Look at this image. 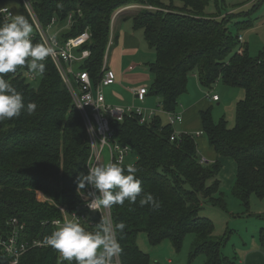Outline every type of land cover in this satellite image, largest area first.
Masks as SVG:
<instances>
[{
	"label": "trees",
	"instance_id": "1",
	"mask_svg": "<svg viewBox=\"0 0 264 264\" xmlns=\"http://www.w3.org/2000/svg\"><path fill=\"white\" fill-rule=\"evenodd\" d=\"M6 1L23 0H0ZM44 26L53 17L64 24L69 13L77 19L60 34V39L75 36L86 28L92 32L87 44L92 55L86 62L93 78L99 73L111 36L113 13L120 7L141 4L139 10L121 15L133 20L134 28L156 54L148 65L153 82L150 95L161 98L163 109L180 112L179 100L188 91L189 76L197 73L201 85L212 90L219 79L241 87L245 98L237 104L236 125L213 121L212 106L201 112L203 133L220 156L236 160L238 170L232 194L246 210L252 194L264 197V50L256 56L245 43L239 52V35L230 31L234 17L238 28L256 26L252 14L232 0H30ZM144 5V8H143ZM210 7L214 8L213 10ZM240 7V8H239ZM258 5L254 8L256 9ZM238 8V9H237ZM82 11V17L79 16ZM33 23V43L44 42ZM4 18L0 14V23ZM239 48L237 50L236 46ZM43 75L32 79L26 67L3 74L19 91L24 103L34 102L35 112L23 110L19 117L0 121V235L10 232L8 220L17 217L25 227L24 238L45 240L52 233L47 224L62 216L57 204L71 209L82 201L77 192V177L87 174L90 144L80 111L51 57L45 61ZM39 82L35 87L33 82ZM158 114L141 123L138 114H127L123 121L112 119L118 139L136 152L132 164L143 192L151 193L159 207L129 203L111 207L114 223L123 222L116 236L121 247L122 264H151L150 256L137 244L145 233L152 245L171 238L180 248L188 233H195L192 256L204 255V264H233L222 252L223 236L214 233L215 224L201 215L206 203L226 208L227 200L220 180L221 164L201 162L196 135L182 133L171 140L173 128ZM128 164H119L126 168ZM50 196L54 204L43 199ZM91 230V229H90ZM260 241L264 247V228ZM0 252V264H7ZM20 264H69L49 246L31 248ZM72 264H75L73 261ZM160 264V263H155Z\"/></svg>",
	"mask_w": 264,
	"mask_h": 264
},
{
	"label": "built area",
	"instance_id": "2",
	"mask_svg": "<svg viewBox=\"0 0 264 264\" xmlns=\"http://www.w3.org/2000/svg\"><path fill=\"white\" fill-rule=\"evenodd\" d=\"M25 11L30 14L36 26V31L39 33L43 41H48L53 48L51 59L54 61L65 85L67 86L75 107L82 114L90 144L89 162L93 164H103L115 162L119 164L131 163L136 160H130L129 155L135 152L134 149L122 143L112 126V119L123 121L127 114H138L141 123L151 122L158 114H166L168 116V124L173 128V133L170 139L176 140L180 138L185 131H179L176 128L183 121V114L181 112H171L163 109L162 101L159 102L157 109L147 110V113L142 108L135 109L132 106H118L108 103L106 100L104 89L117 82L114 72L109 66L110 50L113 45V37L110 36L107 45L103 63L96 78H93L90 72L84 68L86 62L92 55V50L87 44L92 40V32L86 28L81 33L70 36L66 39H60V34L66 28H70L76 22L75 13H69L64 24L61 25L60 19L53 17L48 26H44L37 16L31 1L23 0ZM0 7H5L9 12L15 14L13 6L10 1L0 3ZM3 18L7 13H0ZM82 11L79 10V16L82 17ZM115 20V16L112 19ZM34 34L31 35V38ZM240 49L239 52L244 51L245 38L239 36ZM28 76L36 79L37 75L29 73ZM133 94L137 95L141 102H145L150 90L148 86H138L132 88ZM208 96L213 101H220V96L211 91ZM176 126V127H175ZM203 132H197L195 135L199 136ZM208 160L203 157L201 162L205 163ZM91 186H87L84 190L85 195H80L81 202L76 204L74 208L68 207L65 203L57 204V207L62 212V216L52 219L47 224L52 226V232L56 225L54 221L63 220L64 217L75 218L79 220L81 225L87 230H94L97 223L101 219L99 211H91L86 204L87 193L92 191ZM104 214L109 215L112 219V210H103ZM114 221V220H113ZM10 232L5 236L0 235V252L6 257L7 264H20V260L29 249L37 247H45V240L34 239L28 241L24 238L26 225L17 217H12L8 220ZM119 256V254L117 255Z\"/></svg>",
	"mask_w": 264,
	"mask_h": 264
},
{
	"label": "rangeland",
	"instance_id": "3",
	"mask_svg": "<svg viewBox=\"0 0 264 264\" xmlns=\"http://www.w3.org/2000/svg\"><path fill=\"white\" fill-rule=\"evenodd\" d=\"M232 1L234 3H231L230 6L233 7L242 6L245 4V1L246 3L248 2V0ZM10 4L13 6L15 14L19 13L26 15V11L21 1H10ZM257 5L258 7L254 9ZM129 6L135 7L129 8ZM141 6V4H131L120 7L113 13V18L115 16V19L120 21L121 15L126 13L131 14L132 10H139ZM210 9L213 10L214 8L210 7ZM243 9L252 14V18L254 19V23H256L257 28H238L232 21H236L238 18H241L240 16L233 18V20L229 23V28L235 37L238 34L239 36L241 35L245 38V43L248 44L250 54L252 56H256L260 53V51L264 50V0H255L251 4L244 5ZM128 25L129 21L123 22L120 26V30L127 29L129 27ZM32 34H34V30ZM238 48L239 44L236 46L235 50ZM154 61H156V54L153 50H150L146 44L135 52L128 51L122 53L117 49L112 51L109 62L110 69L118 77L124 75V82L122 84L123 87H120L121 89L117 87V90L112 93L108 91L106 92L108 98H110L113 102L112 105L118 104V106H132L135 109L142 108L145 113H147V110L158 108V104L161 101L160 97L153 94L150 95L149 93L146 98L147 101L145 100L146 102H141L140 100H135L129 91V89L133 86H148L150 88L153 78L149 70L144 69V67ZM129 65H135L137 69L134 72L125 73V70ZM38 84V81L33 82V86L35 87ZM212 91L221 97V101L218 104L217 102H211L209 98H206V100L204 99L205 102L207 101L210 103L205 109L212 106L211 115L215 123H220L225 120L227 125L234 127L237 119V104L245 98V90L241 87L227 85L219 79L214 85ZM187 94L192 95V97L196 95L207 96V93L202 87L199 77L195 72L189 76L188 91L181 96L178 108L181 109L186 107L187 101H185V97L189 98ZM161 115L163 116V122L168 123V116L166 114ZM136 156V152H132L129 155V158L130 160H133ZM218 160L221 164L220 175H228L231 172L233 165L236 163V160L229 156H219ZM220 180L223 182L221 176ZM232 196V194H229V199L225 196L227 200L225 210H221L218 207H215L217 209H214L211 204L206 203V206L202 209L201 215L209 217L214 222V233L216 235L223 236V254L231 260L233 264H247V253L250 249L255 247L256 244L254 240H258L257 236L260 231L259 228H256L255 220L252 217L245 215L243 212L235 211L236 209L241 211L244 208L239 203H235L239 205L235 207L234 202L228 201L231 200V198H234ZM43 199L54 204V200L48 195L43 194ZM261 200L262 199H256V202L252 203L251 207L253 209L256 208V210L260 209L263 206ZM238 202L240 201L238 200ZM195 239V233H188L185 236L181 247L177 248L171 238H165L162 242L152 245L149 242L147 235L145 233H140L137 238V244L142 251L149 254L151 264H155L156 262L160 264H204V255H197L196 257H193L191 254ZM60 259L62 258L60 257ZM113 264H122L120 255L114 257Z\"/></svg>",
	"mask_w": 264,
	"mask_h": 264
},
{
	"label": "clouds",
	"instance_id": "4",
	"mask_svg": "<svg viewBox=\"0 0 264 264\" xmlns=\"http://www.w3.org/2000/svg\"><path fill=\"white\" fill-rule=\"evenodd\" d=\"M0 13H7L4 22L0 23V121L19 117L23 110L32 115L37 105L34 102L24 103L23 95L6 79L3 74L15 73L18 67H26L29 73L43 75L45 61L52 56L53 48L48 41L33 43V23L24 14H12L5 7ZM138 169L132 164L126 168L119 163H88L87 174L81 173L76 180L77 192L85 195L84 190L91 186L87 193L86 204L91 211H99L101 219L94 230H87L78 219L64 217L56 220L54 231L45 237V245L53 248L59 256L72 264H113V259L121 252L116 232L125 228L123 222L114 223L104 214L105 209L113 205H123L127 200L141 207L150 205L159 207V201L151 193L143 192L141 181L136 178Z\"/></svg>",
	"mask_w": 264,
	"mask_h": 264
},
{
	"label": "crops",
	"instance_id": "5",
	"mask_svg": "<svg viewBox=\"0 0 264 264\" xmlns=\"http://www.w3.org/2000/svg\"><path fill=\"white\" fill-rule=\"evenodd\" d=\"M130 7H135V6H129V8ZM125 21H129V25H128L129 27L125 30L124 29L120 30V26ZM133 26H134L133 20H123V18H121L120 21L118 19L113 20V24L111 27V37H113V45H112V48L110 50V55L114 49H117L122 53L128 52V51L135 52V51L139 50L140 48H142L143 45H145V44H146V46H148L147 43L145 41H143L144 40L143 31L140 29H135ZM148 48L151 50V48L149 46H148ZM109 62H110V56H109ZM136 69H137V67L135 65L134 66L129 65L128 68L125 70V73L134 72ZM144 69L148 70V66L144 67ZM123 77H124V75H121L119 77L116 76L117 82L108 86V87H105V89H104L106 100L111 104L113 102L110 100V98H108L106 92L108 91V92L112 93L115 90H117V87H119V88L123 87V85H122L124 82ZM133 87H138V86H133ZM133 87H131V89H129V91L133 95L135 100H139L138 96L133 94V91H132ZM204 90L207 93L206 97L204 95H202V96L196 95V96L192 97V95L187 94L189 98L185 97V101H187L186 107L178 109L183 114V121L178 125V127L176 128L177 130L185 131V132H189V133H193V134H196L197 132H200V131L203 132V122H202L201 112L203 110H206L205 109L206 106H208L210 103L207 101L205 102L206 98H209L211 102H217L218 104L221 101V97H220V101H213L212 98L210 96H208V94L212 90L208 91L205 88H204ZM196 140H197V144H198V152H199V155L201 156V158L205 157L209 162H212V163L216 162L219 159L220 155L210 145L208 137L204 133H202L199 136H196ZM232 169L228 175L227 174L220 175L222 178V181H223L222 186H223L224 194L227 197V199H229V194H232V188H233L235 180H236L237 170H238L237 163H235L233 165ZM232 197H234V198H231V200H228V201L234 202V204L239 203L241 205V203L238 202V199H236L234 195ZM256 199H262L261 203L263 204V206L257 210H256V208L253 209L251 207V204L256 202ZM237 205L238 204H235L234 206L237 207ZM212 207L214 209H217V208H215L217 206H212ZM235 211L236 212H243L245 215L252 217L255 220V226L257 229L259 228V231H261V229L264 228V197H259L256 194H252L248 209H246V210L242 209L241 211L236 209ZM257 238H258V240H254L255 244H256L255 247L250 249L249 252L247 253V258H248L247 264H264V247L262 246V242L260 241V233L257 236Z\"/></svg>",
	"mask_w": 264,
	"mask_h": 264
}]
</instances>
